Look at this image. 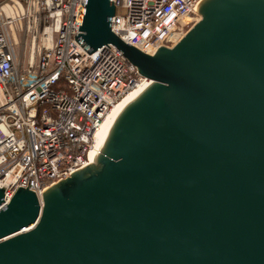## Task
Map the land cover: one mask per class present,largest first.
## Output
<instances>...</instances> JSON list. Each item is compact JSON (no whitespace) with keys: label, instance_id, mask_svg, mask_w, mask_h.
Segmentation results:
<instances>
[{"label":"water","instance_id":"obj_1","mask_svg":"<svg viewBox=\"0 0 264 264\" xmlns=\"http://www.w3.org/2000/svg\"><path fill=\"white\" fill-rule=\"evenodd\" d=\"M83 11L87 54L112 45L151 82L93 162L40 195L0 187V264H264V0H200L151 55L111 0Z\"/></svg>","mask_w":264,"mask_h":264},{"label":"built area","instance_id":"obj_2","mask_svg":"<svg viewBox=\"0 0 264 264\" xmlns=\"http://www.w3.org/2000/svg\"><path fill=\"white\" fill-rule=\"evenodd\" d=\"M200 0H111L112 32L151 55L199 19ZM85 0H0V187L37 194L92 162L108 110L145 80L112 45L73 39ZM29 180V181H28ZM28 183V185H27Z\"/></svg>","mask_w":264,"mask_h":264},{"label":"bare ground","instance_id":"obj_3","mask_svg":"<svg viewBox=\"0 0 264 264\" xmlns=\"http://www.w3.org/2000/svg\"><path fill=\"white\" fill-rule=\"evenodd\" d=\"M141 83H138L136 86H134L131 90H129L127 93H125L122 98L114 104L106 113V116L104 119L99 123V125L96 128L95 131V140H94V147L92 151L89 154L90 160L92 162L94 161L95 156L99 152V150L102 147V144L104 140L106 139L108 133H109V128L115 118L119 115L123 107H125L128 103L134 100V98L137 97V95L144 90L149 83L151 82L150 80L144 78Z\"/></svg>","mask_w":264,"mask_h":264}]
</instances>
